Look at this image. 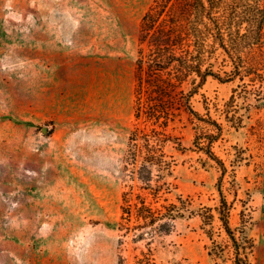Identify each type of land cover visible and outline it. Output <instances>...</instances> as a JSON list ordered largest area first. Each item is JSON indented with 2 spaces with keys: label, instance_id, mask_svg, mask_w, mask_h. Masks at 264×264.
Segmentation results:
<instances>
[{
  "label": "rangeland",
  "instance_id": "obj_1",
  "mask_svg": "<svg viewBox=\"0 0 264 264\" xmlns=\"http://www.w3.org/2000/svg\"><path fill=\"white\" fill-rule=\"evenodd\" d=\"M152 2L0 0V264H118L120 254L131 263L149 249L162 262L215 264L198 216L141 240L118 229L139 28ZM239 83L209 76L196 108L205 95L219 116ZM224 125L215 147L230 223L239 228L245 212L251 264H264V104L239 129ZM175 131L186 146L178 192L193 208L215 206L221 169L190 148L186 118Z\"/></svg>",
  "mask_w": 264,
  "mask_h": 264
},
{
  "label": "trees",
  "instance_id": "obj_2",
  "mask_svg": "<svg viewBox=\"0 0 264 264\" xmlns=\"http://www.w3.org/2000/svg\"><path fill=\"white\" fill-rule=\"evenodd\" d=\"M221 55L222 62L216 66ZM228 65L230 69L225 68ZM209 76L240 80L224 106H217L219 116L211 113L205 95L204 110L195 105ZM261 104L264 0H153L142 16L138 35L133 122L124 158L128 182L118 223L122 235L141 240L168 234L177 219L198 216L215 264H251L255 242L246 231L245 212L239 228L230 223L232 203L223 190L228 167L215 146L223 138L225 122L239 129L252 108ZM185 118L194 130L190 148L204 152L222 171L215 206L193 208L191 197L178 192L176 152L186 146L175 130ZM118 264L182 263L158 261L149 249L135 255L131 263L120 254Z\"/></svg>",
  "mask_w": 264,
  "mask_h": 264
}]
</instances>
